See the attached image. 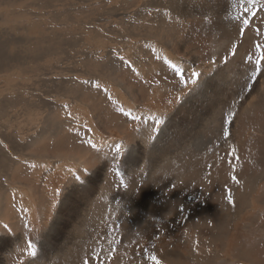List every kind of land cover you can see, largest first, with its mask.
Instances as JSON below:
<instances>
[{
  "label": "rangeland",
  "instance_id": "374dc122",
  "mask_svg": "<svg viewBox=\"0 0 264 264\" xmlns=\"http://www.w3.org/2000/svg\"><path fill=\"white\" fill-rule=\"evenodd\" d=\"M257 44L264 0H0V264H264Z\"/></svg>",
  "mask_w": 264,
  "mask_h": 264
},
{
  "label": "snow or ice",
  "instance_id": "6c2138e0",
  "mask_svg": "<svg viewBox=\"0 0 264 264\" xmlns=\"http://www.w3.org/2000/svg\"><path fill=\"white\" fill-rule=\"evenodd\" d=\"M248 2L255 4L256 0H248ZM243 23L247 24L248 21L245 19L243 21ZM256 49L259 52V56L255 60V71L253 72V76H255L258 72H260L262 70V68H264V46H261V45L257 44L256 45ZM120 59L123 60V57H120ZM247 59L249 61H252V57L251 56H248ZM168 63H169V67L172 69V71L177 76H179V78H180V80L182 82H185V84H186L187 82L185 80V71H184V69L182 67L178 66L177 64L172 63L171 61H169ZM199 75L200 74L197 73V72H193L192 73V77L194 78L192 80L193 84H195L197 82L195 78H198ZM96 87L99 89L100 85L97 84ZM120 112L122 113V115H124L125 117L129 118L132 121H137V120L140 119L139 116H134L130 111H125L123 108H120ZM233 119H234L233 114L229 113L225 117L224 123H227V124L231 125L232 122H233ZM228 135L230 136L231 133L228 132ZM88 144H89L90 148L97 149V145L95 143H93L91 140L88 141ZM116 150H117V152H119V147H117ZM233 155L235 156V150H233ZM117 174H119V173H117ZM233 179L235 180L236 183H239V181L236 179V177H233ZM125 187H126V185H125ZM228 199H229V201L231 203L234 204V200L232 199L231 193H229ZM28 247L29 248H34V246L31 243H29ZM30 254L31 255H35V251H32ZM150 259L153 261V264H161V261L156 256H151Z\"/></svg>",
  "mask_w": 264,
  "mask_h": 264
},
{
  "label": "bare ground",
  "instance_id": "6f19581e",
  "mask_svg": "<svg viewBox=\"0 0 264 264\" xmlns=\"http://www.w3.org/2000/svg\"><path fill=\"white\" fill-rule=\"evenodd\" d=\"M246 68V67H245ZM247 68L249 69L250 67L249 66H247ZM251 70H253V69H251ZM255 86V85H254ZM106 89V88H105ZM252 90V89H251ZM250 90V91H251ZM261 95V94H260ZM221 99H218V100H216L219 104H222L221 103V101H220ZM214 104H216L215 102H212V103H210V104H208V106H205L204 108L205 109H208L209 107H212V108H215V106H214ZM211 110V109H210ZM214 113V112H213ZM202 115H204V114H202ZM206 115H207V113H206ZM211 115V114H210ZM214 115V114H213ZM208 116V115H207ZM199 118H200V116H199ZM201 119V118H200ZM203 119V118H202ZM206 120V119H205ZM207 120H208V117H207ZM198 136V135H197ZM194 137V136H193ZM195 140V139H194ZM193 140V141H194ZM196 140H198V138L196 139ZM185 143H187V142H185ZM141 158V157H140ZM139 157H137V161L140 159ZM183 161V163H184V160H182ZM199 161V160H198ZM187 162H189V160H187ZM187 162H185V163H187ZM182 163V164H183ZM188 164V163H187ZM179 165V164H178ZM177 165V166H178ZM186 165V164H185ZM183 166V165H182ZM186 166H188V165H186ZM180 167V166H179ZM240 181H241V179H240ZM248 181V180H247ZM254 181V180H253ZM243 183V182H242ZM249 183H250V181H249ZM254 183V182H253ZM94 186H91L90 187V189H89V191H88V198H89V195H91L92 193H94L95 192V183L93 184ZM233 206H234V209H235V214L236 215H238L237 214V212L239 211V208L242 206V204H241V201L240 200H235L234 201V204H232ZM226 207V206H225ZM225 213V212H224ZM227 218H229V217H227ZM226 220V219H225ZM227 221V220H226ZM50 252V251H49ZM45 254V253H44ZM40 259V258H39Z\"/></svg>",
  "mask_w": 264,
  "mask_h": 264
}]
</instances>
